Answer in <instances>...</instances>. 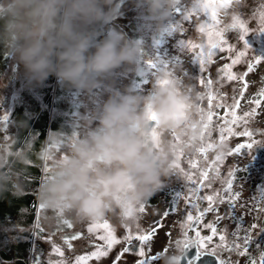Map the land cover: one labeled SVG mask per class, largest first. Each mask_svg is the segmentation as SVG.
Returning <instances> with one entry per match:
<instances>
[{
  "label": "clouds",
  "instance_id": "9594fccd",
  "mask_svg": "<svg viewBox=\"0 0 264 264\" xmlns=\"http://www.w3.org/2000/svg\"><path fill=\"white\" fill-rule=\"evenodd\" d=\"M138 2L146 21L160 31L182 0ZM115 14L114 0H0V51L22 70L26 83L39 85L54 76L69 89L92 93L118 69L140 66L137 40L111 32L101 38L99 26ZM207 87L171 69L156 73L147 94L106 83L107 98L82 120L79 135L48 138L37 192L43 209L73 223H134L141 206L175 174L181 151L200 148L210 131L203 106ZM57 146L60 152L50 150ZM226 150L217 143L211 154ZM157 254L158 264H182L185 252L174 247Z\"/></svg>",
  "mask_w": 264,
  "mask_h": 264
},
{
  "label": "rangeland",
  "instance_id": "374dc122",
  "mask_svg": "<svg viewBox=\"0 0 264 264\" xmlns=\"http://www.w3.org/2000/svg\"><path fill=\"white\" fill-rule=\"evenodd\" d=\"M194 0H182L180 8L191 9L185 12L192 11L191 5ZM261 5H264V0H239V3H234L228 7L213 6L209 11H218V13H226L227 15L217 14L220 21L218 27L222 28L225 24H231L233 16L244 21L245 27L249 30L245 35L249 50L246 56L241 58V61L231 67L229 71L235 74H240L247 71V60L252 58L253 53L258 56H264V34H258L261 27ZM116 14L114 18L107 24L101 25V38L109 32L118 34L126 39L137 40L142 46V58L138 70L129 71L126 68L118 69L112 73L109 80L102 83L100 87L92 93L77 92L74 89H69L60 84L57 79L51 76L42 84L34 85L26 83L22 70H18L17 65L12 59L2 51H0V264H14L13 249L19 243H27V249L23 254L27 264H33L36 256L40 257V264H49V261L57 259L65 260L66 264H75L76 257L87 255L95 251V245L102 244L97 237L105 235L104 228L99 227L104 221H107L113 234L121 240L120 244L115 245L109 252L107 257L89 259L85 264H113L117 255L125 247L123 237L128 234L129 229L135 230L137 225L144 232L150 231L156 227L155 221L161 220L163 213L168 209V204L163 202L170 199L165 196L164 191H159L145 205L144 212H139L137 219L130 225L121 224L117 219L99 221L95 223H73L70 220L56 217L52 212L45 209H39L40 201L37 195L39 185L45 176L46 162L42 158V152L49 147V137L53 133L64 135L65 137L79 135L82 131V120L90 116V114L98 109L100 104L107 98L105 92V84L110 83L117 88H131L134 91L142 94H147L154 83L156 73L161 70L171 69L174 73L180 76L185 81H192L198 84L201 89L207 84V80L211 79L214 83L211 88L207 87V96L203 102V106L208 115L209 112V95L212 97V103L226 102L232 104L234 97L240 100L236 109V115L243 116V113L250 111L253 107L257 108V114L252 117L248 124L243 121L238 124H229L228 126L233 131H242L244 127L252 129L264 130V99L257 107L250 103L251 100L259 98L258 93L264 89V62L256 65L254 70L245 77L247 89L244 92L243 98H240L239 91L243 87L245 81L239 79L229 81L224 77L220 69L223 65L231 63V58L235 57L236 52L244 50V42L239 39L241 30L239 28L229 29L224 32L222 37L213 36V39H224L227 44L225 50L220 52L216 50L211 61L205 56V71L202 74L205 79V84L199 82V74L197 66L191 62L195 53L201 51L200 45L205 48L209 42L208 29L206 22L208 16L203 12L192 14L190 20L185 21L178 13H173L166 23L165 27L156 31L151 26L144 16L142 7L138 0H114ZM204 28L202 31L201 28ZM184 41H191L197 45L196 48L186 51ZM228 45H232L231 52L228 51ZM188 72V76L184 75ZM195 77V78H194ZM223 77L222 87L217 85L215 81ZM52 88V89H51ZM51 93V101L46 103L47 96ZM36 107L41 111H37L36 117L38 122H43L45 109L49 113L50 124L46 130V139L44 143L39 137V128L32 131L30 136V117L36 112ZM227 112V114H226ZM7 115L8 121L5 123L3 118ZM232 116L225 108H213L211 120H208L211 139L219 141L221 132L220 129L225 125V121H231ZM34 130V129H33ZM224 135L228 137V132L225 130ZM252 139H257V143L253 144L250 149H242L238 156H226L220 168V175H227L231 165L235 162L239 167L244 168L240 172L239 187L237 191L242 195L236 203V215L243 216V226L245 229L250 228L253 223H261L256 219L257 215L264 216V213H257L256 204L252 200L253 196L259 197L258 190H264V183L261 185L249 182L247 178L252 177L255 182L262 180V172H264V136L259 134L254 135ZM250 142L247 137L230 136L225 145L227 149L234 148L239 143ZM20 143V148L15 149L13 145ZM60 152L61 147L50 149ZM259 153H263L260 157ZM208 158L211 160L214 156L211 150L208 152ZM261 158V159H260ZM187 155L181 156L179 160L180 166L187 169L189 166ZM263 162H252L250 161ZM203 157L197 160L198 166L203 167ZM205 163V162H204ZM40 168V170H39ZM246 169H249L247 177L244 178ZM170 178L167 184L163 187L179 184L175 179L176 174ZM243 176V177H242ZM221 185L217 181L213 185V190H219ZM35 189L36 195V217L33 224L27 223L29 216V208L20 206L19 211L13 214L15 203L22 204V201L16 202L15 197H23L26 193H32ZM212 190L205 189L201 195L207 194ZM152 200H158L154 203ZM201 209L206 207V203L200 201ZM243 204L244 207L240 205ZM264 206V205H261ZM252 209L249 212V209ZM224 212V209H220ZM193 215L195 211L193 210ZM185 217L184 203L178 206L175 214H170L162 220V227L157 228V231L152 236L151 240L144 246L145 257L155 256L161 250L170 249L177 246V241L185 239L183 229L180 222ZM215 220V213H208L198 229L201 235H209V230L203 225ZM71 224L68 227L63 223ZM225 221V223H224ZM39 224L44 229L40 236H52V241L49 242L34 236V232H38L36 225ZM223 224V225H222ZM224 224L229 228L230 221L225 219L218 224V228H224ZM89 228L92 231L89 232ZM189 231V230H188ZM258 229L253 230L252 235L255 237ZM80 233V237L76 240H70L71 249L64 243L63 237H71ZM190 234H193L192 236ZM241 236L244 235L242 231ZM263 234V233H262ZM262 234L259 235L257 241L249 245V255L238 256L235 253L231 254L232 264H248L247 261L255 259L256 264H260V253L264 251V240H261ZM188 237H194V232H187ZM231 238V237H230ZM257 242L260 247H257ZM59 245L64 252L63 257L52 254V244ZM242 243V241H241ZM134 245L138 246V242L134 241ZM182 248V245L179 246ZM7 257L10 259L7 260ZM225 259L229 258L227 252L224 253ZM141 259L135 252L125 253L118 264H136V261ZM158 264V260L153 262Z\"/></svg>",
  "mask_w": 264,
  "mask_h": 264
},
{
  "label": "snow or ice",
  "instance_id": "6c2138e0",
  "mask_svg": "<svg viewBox=\"0 0 264 264\" xmlns=\"http://www.w3.org/2000/svg\"><path fill=\"white\" fill-rule=\"evenodd\" d=\"M234 3H239V0H196L198 7L194 6L191 12L185 15L187 12L186 9L177 8L175 13L180 14L185 21L190 20L192 14H198L203 12L208 16V22L206 26L208 29L209 42L205 48L203 45H200L201 51L195 53L192 57L191 62H193L198 68L199 82L200 84H205V79L203 78V73L205 71V59L207 57L208 61H211L213 55H215L216 50L223 52L225 50V45L227 41L220 39H213V36L222 37L223 33L229 29L239 28L241 30L239 39L244 42V50L238 51L235 54V57L231 58V63L224 64L223 68L220 69V72H223L224 77L227 80L232 81L239 79L240 81H245V77L248 73L252 72L256 65L264 62V56H258L253 53L252 58L247 60V71L235 74L229 71L231 67L241 61V58L246 56V52L249 50V45L245 35L248 33V29L245 27V23L242 20H239L236 16H233V21L231 24L224 25L222 28L218 27L220 24L219 19L217 18L216 11H209L208 5L212 4L216 7H228ZM261 27L258 34H264V5H261ZM203 31L204 28L202 27ZM186 51H190L197 47V45L192 44L191 41H184ZM233 49L232 45H228V51L231 52ZM185 76H188V72H184ZM195 78V77H194ZM223 77L215 81V83L222 87ZM213 81L211 79L207 80V86L212 87ZM247 82H244L243 87L239 91L240 98H243L244 92L247 89ZM259 98H255L250 101V103L255 104L257 107L261 104V100L264 99V89L260 90L258 93ZM209 112L207 115L208 120H211L212 109L213 108H225L228 110L232 116V120L225 121V125L221 127L219 141H213L211 139L210 132L204 134L203 143L200 148L195 149L187 153V156L190 157L188 160L189 167L187 169L177 165L178 173L175 176V179L179 181V184L176 188L173 189V194L170 199L166 200L168 204V209L163 213L161 220L155 221L156 227H153L150 231L144 232L137 225L136 229L133 231L129 229L128 234L123 237L125 242V247L117 255L116 259L113 261V264H118L120 259L125 253L135 252L141 259L136 261V264H153V262L158 260V254L155 256L145 257L144 246L148 241L151 240L152 236L157 231V228L162 227V220L169 216L170 214H175L178 210L179 202L182 200L185 205V217L181 220L180 226L184 230L183 235L185 239L183 241H177V246L182 245V249L186 252L188 249H195L196 255L188 262V264H195L196 260L199 257L208 255L215 258V264H232L231 254L235 253L238 256L249 255V245H251L254 240L257 241V238L260 234L264 233V216L257 215L256 219L261 221V223H253L250 228L245 229L243 226V216L236 215V202L240 199L242 193L239 191H233L234 181L237 179V168L232 167L228 170L227 175L221 177L220 168L224 162L226 156H238L241 154L242 149H250L253 144L257 143V139H252L254 135L259 134L264 136V130L252 129L249 127H244L242 131H233L229 124H238L239 121H243L245 125L248 124L249 120L257 114V108L253 107L250 111L243 113V116L236 115V109L240 103L239 99L234 97L232 104H227L226 102H217L215 105L212 103V97L209 95ZM227 114V112H226ZM3 121L7 123V115L3 118ZM208 127V125H205ZM225 130L228 132V137L224 135ZM230 136L237 137H247L250 142L239 143L234 148L227 149L226 151L220 153L219 155L214 156L211 160L208 158V152L213 149L217 144H224L225 141ZM59 146H57L58 148ZM181 156H184L183 151H181ZM203 157L205 165L203 167L198 166L197 160ZM46 172V168H45ZM219 181L221 188L219 190H213V185ZM212 190L207 194L201 195L205 190ZM260 195L259 197L253 196L252 200L256 204L257 213H264V190H258ZM200 201L207 203V206L202 208L200 207ZM226 205L225 211L220 212V206ZM244 207L243 204L240 205ZM146 205H142L139 212H144ZM39 209H43V206L40 204ZM193 210L195 215H193ZM252 209H249L251 212ZM208 213H215V220L204 224L203 227L209 230V235H201V232L193 227V223L199 224L202 222L203 218ZM232 220L235 222V228L231 232V238L228 233V228L225 226L223 229L218 228V224L225 220ZM63 223L67 224V221ZM68 227H71V224H67ZM105 229L106 234L100 235L97 238L100 241H103L102 244L95 245V251L87 255H81L76 257L75 264H85L86 261L92 258L99 260L100 258L107 257L112 248L121 243V240L118 239L112 232L111 228L107 221H104L102 224L98 225ZM38 232H34L33 235L41 239H45L49 242L52 241V236L47 237L40 236V233L44 231L43 228L36 225ZM127 227V225H126ZM191 229L195 231L194 237H188L187 232ZM258 229L255 237L252 235L253 230ZM92 231V228H89V232ZM244 232V235L241 236V232ZM80 237V233L73 235L71 237H63L64 243L67 244L68 248L71 249L72 245L70 240H76ZM134 241L138 242V246L134 245ZM242 241V243H241ZM257 247H260V244L257 242ZM167 251V249H165ZM229 254V258L225 259L224 253ZM52 254H55L59 257L64 256V252L61 247L55 243L52 244ZM260 264H264V251L260 253ZM33 264H40V257L37 255ZM49 264H66L65 260L57 259L55 261H49ZM250 264H256L255 259L250 258Z\"/></svg>",
  "mask_w": 264,
  "mask_h": 264
},
{
  "label": "trees",
  "instance_id": "16d2710c",
  "mask_svg": "<svg viewBox=\"0 0 264 264\" xmlns=\"http://www.w3.org/2000/svg\"><path fill=\"white\" fill-rule=\"evenodd\" d=\"M101 30V25L99 26V31ZM53 76H51L52 79ZM52 89V88H51ZM51 93L47 96L46 98V103L48 104V110H49V104L51 101ZM35 110V114L30 117V122L29 125L31 128L28 127V129H30V136L32 135V131H35L39 128V137L41 138L42 142L44 143L47 135H46V130H48V126L50 124V119H49V113L47 108L44 110L45 115L43 117V122L39 123L38 122V118L36 117L37 115V111H41L40 108L36 107ZM34 129V130H33ZM13 148L18 149L20 148V143H15L13 145ZM40 170V168H39ZM243 177V176H242ZM246 177V174H244V178ZM157 194V193H156ZM155 194V195H156ZM165 194V191H164ZM167 197H169L168 194H165ZM20 200L22 201L23 205L20 203H15L14 207H13V214L17 213L19 211V207L20 206H24L29 208V216H28V220L27 223L29 224H33L35 217H36V221H37V215H36V195H35V189L32 193H26L23 197H21V195L19 197H15V201L16 202H20ZM27 249V243H19L18 245L14 247L13 249V258H14V264H27L26 259L24 258L23 254L25 253V250ZM7 260L10 259L9 257H7Z\"/></svg>",
  "mask_w": 264,
  "mask_h": 264
},
{
  "label": "flooded vegetation",
  "instance_id": "af4514ba",
  "mask_svg": "<svg viewBox=\"0 0 264 264\" xmlns=\"http://www.w3.org/2000/svg\"><path fill=\"white\" fill-rule=\"evenodd\" d=\"M259 155H260V157H262L263 153H259ZM260 159H261V158H260ZM263 160H264V159H263ZM263 160H259V161H253V160H252V161H250L249 163H252V162L259 163V162H263ZM202 164L205 165L204 161H202ZM182 167H183V166H182ZM186 167L188 168L189 166L186 165ZM232 167H236V168H237V173H236V175H237V179L234 181V184H233V191L236 192L237 189H238V187H239V180H240L239 176H240V172H243V169H244V168L239 167V165H238L237 162L233 163V164L231 165L230 168H232ZM248 172H249V169H246V172H245L246 177H247V175H248ZM247 179H248L249 182H252V185H254V184H259V185H261L262 183H264V172H262V180H261L260 182H255V181L253 180L252 177L247 178ZM176 184H177V183L175 182V184H173V185H169V186H166L165 188H162L160 191H165V194H168V195L172 196V194H173V189L176 188V186H177ZM165 196H166V195H165ZM166 200H168V199H166ZM166 200H164L163 202L166 203ZM152 202L157 203V202H159V201H158V200H152ZM203 202H204V201H203ZM205 203H206V202H205ZM236 203H237V202H236ZM181 204H183V201H182V200L179 202V205H181ZM179 205H178V206H179ZM206 205H207V203H206ZM221 208L224 209V211H225L226 205H224V206H220V209H221ZM221 213H222V212H221ZM203 219H204V218H203ZM229 221H230V231L232 232L233 229L235 228V222L232 221V220H229ZM202 222H203V220H202ZM202 222L199 223V224H196V226H195L194 228H196V229L198 230V229L200 228V226L202 225ZM220 223H221V222H220ZM220 223H219V224H220ZM224 223H225V221H224ZM222 225H223V224H222ZM224 226H226V225L224 224ZM222 229H223V228H222ZM228 230H229V228H228ZM188 232H194V231L191 230V229H189ZM231 232L228 231L230 237H231ZM190 235L192 236L193 234H190ZM261 240H264V233H263L262 236H261ZM247 263L250 264V260H248Z\"/></svg>",
  "mask_w": 264,
  "mask_h": 264
},
{
  "label": "water",
  "instance_id": "95a60500",
  "mask_svg": "<svg viewBox=\"0 0 264 264\" xmlns=\"http://www.w3.org/2000/svg\"><path fill=\"white\" fill-rule=\"evenodd\" d=\"M2 106H0V109ZM196 226V223H193V227ZM196 255L195 249H188L185 252V255L182 260V264H188V262ZM195 264H215V258L212 256L204 255L199 257V259L196 260Z\"/></svg>",
  "mask_w": 264,
  "mask_h": 264
}]
</instances>
